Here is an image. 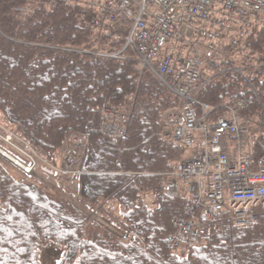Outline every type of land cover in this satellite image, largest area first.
<instances>
[{
  "label": "trees",
  "instance_id": "obj_1",
  "mask_svg": "<svg viewBox=\"0 0 264 264\" xmlns=\"http://www.w3.org/2000/svg\"><path fill=\"white\" fill-rule=\"evenodd\" d=\"M94 13L85 2L0 0L1 119L54 163L70 134L86 142L75 184L58 183L67 194L0 161V264H47L46 243L62 247L55 264H264V218L240 226L221 212L183 254L169 239L174 219L198 210L185 193L166 191L187 147L168 137L164 113L183 99L126 46L128 22L93 28ZM242 41L236 48L221 40L218 67L204 68L194 97L210 106L212 120L240 102L248 153L257 158L264 154V27ZM104 101L116 117L104 113ZM224 145L233 155L236 144ZM86 210L102 211L124 235Z\"/></svg>",
  "mask_w": 264,
  "mask_h": 264
},
{
  "label": "built area",
  "instance_id": "obj_2",
  "mask_svg": "<svg viewBox=\"0 0 264 264\" xmlns=\"http://www.w3.org/2000/svg\"><path fill=\"white\" fill-rule=\"evenodd\" d=\"M53 1L85 2L95 11L90 20L93 28L128 22L127 43L136 47L145 67L154 63L162 81L183 99L181 106L168 109L164 115L172 126L170 137L190 148L178 164L176 176L169 180L167 193L184 192L198 209L195 218L174 219L177 230L169 239L179 252L183 254L198 237L207 235L208 224L217 213L227 211L237 225L264 218V154L253 158L247 152L246 129L240 126L236 113V105L241 103L226 104L225 113L210 120L209 106L194 98L205 78L201 52L217 55V42L222 39H230L233 47L243 46L242 38L252 27H264V0ZM103 110L112 118L116 116L108 103ZM106 130L115 132L116 128L109 122ZM10 132L11 139L17 135ZM223 142L236 144L234 155H228ZM26 146L31 151L24 150L27 161L4 149L0 152L26 173L37 167L74 182L85 150L81 136L71 134L65 142L60 162L63 168L48 162L27 142Z\"/></svg>",
  "mask_w": 264,
  "mask_h": 264
},
{
  "label": "rangeland",
  "instance_id": "obj_3",
  "mask_svg": "<svg viewBox=\"0 0 264 264\" xmlns=\"http://www.w3.org/2000/svg\"><path fill=\"white\" fill-rule=\"evenodd\" d=\"M217 46L219 48V46H220L219 42H217ZM111 56H116V54H112ZM201 56L203 57V61L205 62V69L207 71L214 70V69L217 68L215 66V63H216V60L219 57L218 55L208 54L207 52H205V55H204V53L201 52ZM140 63H141L142 68H145V65H143V62L140 61ZM105 103H108V102L104 101L102 103V107H103V105ZM116 116H117V112H116ZM116 116H114V117H116ZM8 126H9V123H6L0 117V149H4L8 153H13L15 155H18L21 160H26L27 161L28 157L25 154L24 150H27V151H30V150L27 149L26 140H24V138L21 137L20 135H14V134L12 135V139L9 138V135L11 133L10 132L11 129ZM7 138H9L10 140L9 139L7 140ZM84 144H85V140H84ZM85 147H86V144H85ZM33 149L35 150L34 147H33ZM85 152H86V149L84 150V154H85ZM60 159H61V154L59 156V159H58L57 163H54V164H59L57 167L58 168H63L62 166H60L61 165V163H59ZM0 161H2L9 168L14 170L19 176H25L30 181H39V182L46 183L50 187H52L53 189H55V190H57L59 192H62L63 194H67V193H65V190H63V189H61L59 187L58 183L63 182V180L60 177H58V175H56V174L54 175V174L46 173L44 171L43 172H39V173H38V171L37 172H32L34 170H38L39 169V168L35 167V169L33 168L31 173H29V175H25L24 174L25 170L23 168H21V167H18V165L16 163H14L6 155H3L2 152H0ZM79 206L82 207L81 205H79ZM87 212L89 213L90 219L99 221L104 226H106L108 229H110V230H112V231H114V232H116L118 234L124 235L125 231H123L121 228H119L114 223H112L110 221V219H108L102 211H99V212L87 211ZM229 217H231L230 214H229ZM232 221L234 222L233 219H232ZM234 223H236V221ZM242 224L238 223V225H240V226ZM61 251H62V247L56 246L53 243H46L45 246H44V250H43V261L45 263H47V264H55L57 259H58V257H59V255H60V253H61Z\"/></svg>",
  "mask_w": 264,
  "mask_h": 264
}]
</instances>
